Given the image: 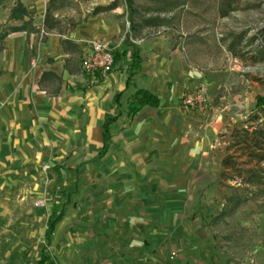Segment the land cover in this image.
Here are the masks:
<instances>
[{"label": "rangeland", "instance_id": "374dc122", "mask_svg": "<svg viewBox=\"0 0 264 264\" xmlns=\"http://www.w3.org/2000/svg\"><path fill=\"white\" fill-rule=\"evenodd\" d=\"M11 3L0 0V54L4 33L18 23L9 20ZM46 9V24L57 32L102 14L119 21L118 40L126 45L143 38L180 46L201 72L195 84H208L210 106L187 108L196 121L191 147L200 145L189 161L180 151L172 164L118 167L113 136L99 156L103 145L93 126L64 129L57 118L38 129L32 144L1 151L0 264H36L44 250L48 264H143L153 250L139 224L156 217L154 208L176 203L185 210L184 227L207 232L205 243L168 239L161 250L155 246L161 264H264V193L225 181L220 172L233 128L264 127L257 105L264 95V0H47ZM7 136L10 144L19 141ZM250 165L264 168V161ZM243 193L250 198L241 202ZM99 242L118 257L100 254Z\"/></svg>", "mask_w": 264, "mask_h": 264}, {"label": "crops", "instance_id": "0c3cea01", "mask_svg": "<svg viewBox=\"0 0 264 264\" xmlns=\"http://www.w3.org/2000/svg\"><path fill=\"white\" fill-rule=\"evenodd\" d=\"M18 1L30 10L23 19L11 17L12 7ZM46 7L47 0H12L10 5L9 20L17 21L15 25L30 21L26 29L11 28L3 35L0 131L3 135L13 134L19 141L10 144V136H0V152L14 146L21 148L19 142L32 144L38 129L46 127L48 119L56 118L64 129L75 127L79 132H86L93 126L103 145V123L107 117L118 115L111 125L113 141L110 147L111 159L116 166H164L172 164L180 151H186L187 161L192 160L200 145L197 141L194 148L191 147V143L196 142L191 139L196 131V121L185 115L188 110L182 104V96L186 87L195 84L201 72L185 57L181 47L143 38L126 45L118 40L119 21L107 19L102 14L92 15L68 32H57L46 24ZM43 25L47 26L45 37ZM93 37L115 40L112 46L120 53L115 68L107 74H90L81 69L83 50ZM55 80L59 85L55 90H49ZM88 82H94V85L89 86ZM139 88L149 89L160 101L158 105H143L132 116L128 113L129 99ZM224 155L225 152L221 157V171ZM149 176L152 182L158 181L156 174ZM183 211L177 203L154 208L152 212L156 217L144 225L139 224L146 231L145 239L152 243L153 250L146 254L143 264H161L163 255L156 254L155 246L161 250L168 239L180 238V241L188 242L194 238L198 247L205 243L207 232L203 228L184 227ZM98 245L102 246L97 249L100 254L109 252L103 242ZM108 254L110 261L118 257L114 251Z\"/></svg>", "mask_w": 264, "mask_h": 264}, {"label": "trees", "instance_id": "16d2710c", "mask_svg": "<svg viewBox=\"0 0 264 264\" xmlns=\"http://www.w3.org/2000/svg\"><path fill=\"white\" fill-rule=\"evenodd\" d=\"M112 7H114V5H101L96 9V12L107 10ZM29 14L30 10L22 1H18L11 10V17L17 19H23L25 15ZM29 21L30 20H25L21 25H13L12 29H26ZM45 31H47V29ZM45 35L46 34H44V37ZM133 55H135L136 58L139 57L135 51H133ZM115 56L117 60L120 53L116 51ZM119 96L120 95L117 96V100L119 99ZM159 101V96L149 89L139 88L129 99L128 113L133 116L143 105H158ZM257 105L260 107L264 121V95L258 96ZM117 117L118 115L107 117L103 123V147L99 152V156L105 155L109 150L113 136L111 125ZM253 159L258 163L264 161V127H234L231 135L227 139L226 151L222 161L223 169L221 175L225 181H233L238 185H242L246 189H248L247 186L250 185L258 186L260 187L259 192L262 194L264 193V168L260 167V165H250ZM232 196H234V194ZM232 196L230 197L231 199ZM241 196L243 197H238L241 202L250 198L247 194L244 195V193L241 194ZM50 228H52L50 230H53L54 225L52 224ZM49 259V253L44 250L41 259L36 264H48Z\"/></svg>", "mask_w": 264, "mask_h": 264}, {"label": "built area", "instance_id": "2783aa9c", "mask_svg": "<svg viewBox=\"0 0 264 264\" xmlns=\"http://www.w3.org/2000/svg\"><path fill=\"white\" fill-rule=\"evenodd\" d=\"M47 33L43 30V34ZM115 49L112 42L104 37H93L83 50L81 69L90 74H107L116 66ZM182 104L190 110L205 112L210 106L209 86L205 81L192 85L184 92Z\"/></svg>", "mask_w": 264, "mask_h": 264}]
</instances>
